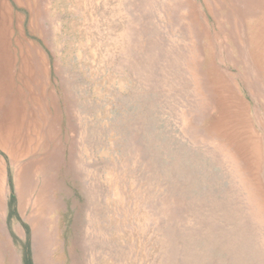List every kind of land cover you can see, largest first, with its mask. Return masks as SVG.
Wrapping results in <instances>:
<instances>
[{
	"label": "rangeland",
	"instance_id": "374dc122",
	"mask_svg": "<svg viewBox=\"0 0 264 264\" xmlns=\"http://www.w3.org/2000/svg\"><path fill=\"white\" fill-rule=\"evenodd\" d=\"M42 27L0 52V264H264V0Z\"/></svg>",
	"mask_w": 264,
	"mask_h": 264
},
{
	"label": "crops",
	"instance_id": "0c3cea01",
	"mask_svg": "<svg viewBox=\"0 0 264 264\" xmlns=\"http://www.w3.org/2000/svg\"><path fill=\"white\" fill-rule=\"evenodd\" d=\"M64 5L65 0H0V52L6 45L4 39L14 34L27 46L34 47L25 27L28 37H33L42 30L43 23H62ZM11 262L14 264L13 260Z\"/></svg>",
	"mask_w": 264,
	"mask_h": 264
},
{
	"label": "trees",
	"instance_id": "16d2710c",
	"mask_svg": "<svg viewBox=\"0 0 264 264\" xmlns=\"http://www.w3.org/2000/svg\"><path fill=\"white\" fill-rule=\"evenodd\" d=\"M28 263V261L26 262V264Z\"/></svg>",
	"mask_w": 264,
	"mask_h": 264
}]
</instances>
